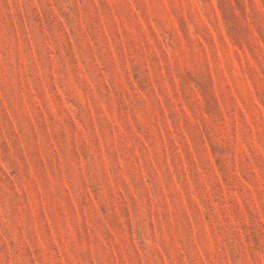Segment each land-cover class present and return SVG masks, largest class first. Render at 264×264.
<instances>
[{
  "label": "rangeland",
  "instance_id": "374dc122",
  "mask_svg": "<svg viewBox=\"0 0 264 264\" xmlns=\"http://www.w3.org/2000/svg\"><path fill=\"white\" fill-rule=\"evenodd\" d=\"M0 264H264V0H0Z\"/></svg>",
  "mask_w": 264,
  "mask_h": 264
}]
</instances>
